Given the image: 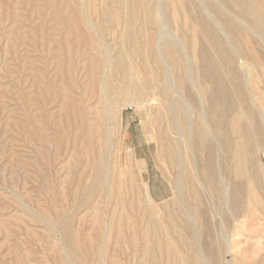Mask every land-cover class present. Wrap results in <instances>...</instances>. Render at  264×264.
Listing matches in <instances>:
<instances>
[{"label": "rangeland", "instance_id": "rangeland-1", "mask_svg": "<svg viewBox=\"0 0 264 264\" xmlns=\"http://www.w3.org/2000/svg\"><path fill=\"white\" fill-rule=\"evenodd\" d=\"M182 1L194 4L214 38L192 39V29L197 31L196 21L186 19L175 23L169 0H0V264L95 263L89 255L88 239L94 240L92 247L95 250L102 244L98 230L91 226L96 203L90 201L85 204L76 195L81 184L76 181L80 172L77 169L74 172L77 164L69 158L64 146L47 147L43 140L36 139L44 134L51 139L56 134L60 136L53 126L46 124L45 119L56 116L58 108L52 103L53 98L62 102L64 93L68 92L60 83L67 77V67L73 65L76 68L77 76L74 78L82 85L91 69L101 65L90 53L91 42L100 43L107 50L106 63L98 70L103 78L112 76L117 83L124 86L135 84L138 88L144 84L156 85L158 93L164 88L173 107L187 123L188 135L208 130L212 126L209 115L216 109H219L216 113L220 111L217 124L220 130L208 134L217 171L218 192L215 197L201 177L203 154L198 148H192L190 140L174 135L181 150L183 168L188 169L189 178L196 188V195L188 193V200L196 203L199 196L208 212L211 228L205 234L198 214L192 211L185 214L178 207L179 219L175 217V209L169 208L172 197L169 182L176 169L164 168L155 132L151 131L149 121L145 119L146 111L149 116L165 102L163 97L158 95V101L145 104L142 113L132 106V98L127 94L120 97V104L124 107L117 136L121 168L124 167L126 148L132 149L135 158L145 162L140 180L149 186L156 204L167 202L160 212L174 217L173 222H164L165 227L158 225L152 229L151 223H159L160 214L154 219L147 218L145 204L139 211L142 215L128 209L129 215L138 222L142 238L151 236L149 231H158L162 236V255L158 249V264H182L173 263L170 258V239L186 243L182 255L188 258L187 261L190 259L189 264H222L231 260L219 252L224 245L233 248L232 255L239 256L247 249L253 251L252 245L258 242L261 246L254 254L247 253L246 264H264V114L255 102L264 92V82L258 84V88L248 85L245 71L240 68L242 57L237 53L235 40L219 15L225 17L228 25L238 26L243 33H249L253 39V54L263 65L264 32L250 27V20H244L241 12L228 0ZM91 3L96 10L90 8ZM210 7H215L219 15ZM80 10L85 11V21ZM134 13L139 15L134 16ZM215 44L234 61L218 80L213 79V66L209 64L216 61ZM176 58L181 66L178 69L174 66ZM89 61L95 63L92 68ZM202 64H209V68H202ZM202 89L206 90V95ZM220 91L221 108H217L215 97L221 94ZM239 93L244 99L242 106L251 110L252 119L260 128L250 130L252 120H245L248 167L261 204L256 203L255 207L243 205L245 208L241 214L244 218L231 200L232 184L236 181L224 170L223 153L228 140L223 131L227 121L225 115L234 103H240ZM21 122L28 130L29 137L25 141L19 130ZM81 179L84 186L91 181L89 178ZM237 182L245 185L243 180ZM111 213L110 210L102 220L104 231H112L105 241L108 247L106 259L113 254V264H153V259L146 254L145 241L133 259L127 244L132 228L123 227L124 222L115 221L116 216ZM112 218L121 226L123 236L116 235L114 228H110ZM185 220L191 223V231H177ZM66 222L71 223L78 234L77 248L66 244ZM239 225L243 226L237 231ZM178 232L183 235L179 236ZM217 232L223 240L219 239ZM109 262L110 259L105 264Z\"/></svg>", "mask_w": 264, "mask_h": 264}, {"label": "bare ground", "instance_id": "bare-ground-1", "mask_svg": "<svg viewBox=\"0 0 264 264\" xmlns=\"http://www.w3.org/2000/svg\"><path fill=\"white\" fill-rule=\"evenodd\" d=\"M169 1L172 9V18L175 23L186 21V19L196 21L194 24L197 26V31L194 32V29H192V39L203 38L205 40H210L211 38H214L212 31L197 14L192 2L188 4V1L186 0V3H183L182 0ZM228 1L233 8L241 12L244 20H250L248 23L250 27L257 29L260 28L264 32V0ZM90 8L96 10V6L93 3H91ZM210 9L219 15V12L215 7H210ZM80 11L85 21V11ZM138 15L139 13H134V16ZM219 18L230 30V33L235 40L237 53L242 57L240 68L242 67V70L245 71V80L252 88H258V84L264 82V65L258 62L253 54V39L249 33H243L238 26L228 25L224 16L219 15ZM190 26H192V24H190ZM190 43L192 47V42L190 41ZM93 44H95V42H91L89 45L90 53L97 57L101 65L93 67L95 63L89 61V66L93 68L85 76L86 81L82 85L78 84L74 78V76H77L76 68L73 65H69L67 67V77L60 82L62 83L63 89L66 88L68 92L64 93L62 102L59 98H53L52 103L56 104L58 108L56 116H53L52 119H45L46 124L53 126L52 128L55 133H59L61 137L56 134L57 136L53 137L54 139H51L52 137L46 138L48 137V134L46 136H44L45 134H40L42 136L36 137V139L40 141L43 140L45 146L47 144V147L64 146V150L69 158L73 159L77 164L75 169H73L74 172L76 169L77 172H80L76 181L77 183L81 182V184L77 188L76 195L85 204L90 203V201H93V203L95 201L96 203L93 211L95 218L93 219L91 226L98 230L102 237V244L97 250H95L92 247L94 240L90 237L88 239L89 246L91 247L88 248L90 250L89 255L95 260V263L93 264H105L108 259H110L108 264L114 263L113 254L106 259L108 247L105 245V241H107L108 235L112 231H104L106 229H104L102 224L104 216H107L110 210L112 212L111 215L116 216L115 221H123V227L127 226L130 227V229L132 228L129 242H127V244L130 245L133 259L135 256H138L141 244L143 243L142 241H145L144 244L147 246L146 254L149 255L151 260L153 259V264H158V249L160 256L162 255V236L158 235V231H155L154 233L149 231L151 236L147 235L145 238H142L137 220L129 215L128 212L131 210L132 213L139 214V211H142V208L144 207L143 204H145V207H147V218L154 219L156 215L160 214L159 223L156 221L151 223L152 229L157 228L158 225L163 226L164 222L167 220L173 222L174 217L165 212H160V210L162 211L161 208L167 206V202L156 204L150 195L149 186L145 181L143 182L140 180V175L144 169L145 162L138 161L135 158L132 149L126 148L124 167L121 168V153L118 147L119 142L117 136L120 130L124 107L120 104V97L127 94V96L132 98V106L141 113L145 104H148L149 102L151 103V101H158V95L163 97L165 102L161 103L162 105H160V108L149 116L146 111L145 119L147 118L149 121L151 131L153 130L155 132V140L159 146L161 162L164 165V168L166 170H177V174L175 170V174L173 173L171 175L172 179L169 182L172 192V197L170 198L171 205H169V208L175 209V217H178L179 219L180 214L176 212L178 207L182 208L185 214H190L191 211L196 215L198 214L197 216L203 222L205 234L210 232L211 228L207 220L208 212L199 196H197L196 203L192 204L188 200V193L192 192L196 195V188L189 178L188 169H186V167L183 168L181 163V150L178 140L174 135L177 134L186 138L187 141L190 140L192 148H198L203 154V163L200 167L201 177L203 178L205 186L209 188L211 194L215 197L218 192L217 171L213 154L214 149L213 145L210 143L211 141L209 142L208 134L212 135L214 132L220 130L218 129L220 128L219 125L217 126V124H219V117H221L220 111L219 113H216V111L219 110L216 109L215 112H210L211 115L209 116L212 121L210 124L212 123V126L207 128L208 130L194 131L191 135H188L187 123L179 116V111L173 107V103L167 97L164 88H161L160 93H158V86L156 85H152V88L149 84H144L142 88H138L135 84L124 86L121 83H117L112 76H109L110 78H103L101 72H98V70H101L106 63L107 50L102 48L100 43L98 45L95 44L96 46ZM87 47L88 44L86 48ZM213 50L217 55L216 61L210 62L209 64H212L213 66V79L216 78L218 80L222 76V72L225 71L228 66H232L234 61L232 56L224 53L218 45L215 44ZM153 62L155 63V61ZM177 62L174 63L175 69L181 67L179 61ZM209 64H202L201 66L202 68H206ZM135 75L136 74L134 73V76ZM136 78L139 80L137 76ZM152 89L153 92H150ZM205 91L203 90V93ZM217 94L219 93H216L215 95L218 96ZM261 94L262 95H259V97L255 99V102L264 114V92H261ZM220 95H222V92L218 97H215L216 105L218 102V106H216L217 108H221ZM238 97L240 103H234L233 108H231L232 106L230 107L231 111L225 115L227 121L224 122L225 127L223 131L226 133V136H228V140L223 153L225 154L224 170L228 172L231 179L236 181V183L232 184L230 192L231 200L236 204L240 215L244 218L245 216L244 214H241V211H243L245 205L255 207L256 203L261 204L260 197L257 194L258 192L252 182L250 168L248 167V149L245 142V120L247 118L252 120L251 127H249L250 130H259L260 128L258 127L256 120L252 119L253 114L251 110L242 106L241 102L243 103L244 101L242 93H239ZM240 105L241 107L239 108ZM19 130L23 141L28 139L29 135L25 123H20ZM112 146H114L112 148L113 150L111 149ZM195 162H197V160H195ZM81 178H89L91 180L89 185L84 186L83 179ZM237 180L245 181V185L242 183L239 184ZM157 207H159V210H157ZM116 209L117 211H115ZM139 215H142V212ZM113 220L114 218H112L110 228H114L113 230L116 231V235L123 236L124 232L121 231V226L119 227V223L115 224V221ZM187 221L185 224L183 223V227L177 229V231H185L186 233L191 231V223ZM242 226L243 225H239L237 231H240ZM216 230L217 228H215V231ZM218 230L222 231V229L219 228ZM178 234L179 236L183 235L182 232H178ZM216 234L221 237L218 232ZM77 235L78 234L73 230L71 223L66 222L64 238L68 246L78 247ZM218 236L216 237L217 239L219 238ZM208 238L210 241L212 236ZM219 239H222V237ZM170 240V258L173 263L182 262V264H189L190 259L188 260V263L186 260L188 258H184L182 255V249L186 246V243H180L173 239ZM209 244L212 245L210 242ZM260 246L261 245L257 242L252 245L253 251H251L252 249L250 251L247 249V252H242L239 256H234L232 255L233 248L231 249L229 246L226 247L224 245L223 250L219 249V252L223 253L222 256L224 258L230 257L231 260L226 262L223 261L222 264H246L248 258L247 255L254 254ZM154 247H156V249ZM218 247L220 248L221 245L218 244ZM204 263L206 262L204 261Z\"/></svg>", "mask_w": 264, "mask_h": 264}]
</instances>
